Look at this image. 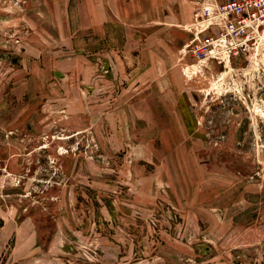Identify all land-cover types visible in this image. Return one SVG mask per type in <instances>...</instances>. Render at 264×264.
<instances>
[{"label":"rangeland","instance_id":"1","mask_svg":"<svg viewBox=\"0 0 264 264\" xmlns=\"http://www.w3.org/2000/svg\"><path fill=\"white\" fill-rule=\"evenodd\" d=\"M226 1L0 0V264H264V24L192 52Z\"/></svg>","mask_w":264,"mask_h":264},{"label":"built area","instance_id":"2","mask_svg":"<svg viewBox=\"0 0 264 264\" xmlns=\"http://www.w3.org/2000/svg\"><path fill=\"white\" fill-rule=\"evenodd\" d=\"M208 6L205 19L195 15L197 25L207 23L193 39L192 52L199 61L225 64L252 49L256 55L258 47L253 48L251 41L264 24V0H228Z\"/></svg>","mask_w":264,"mask_h":264},{"label":"bare ground","instance_id":"3","mask_svg":"<svg viewBox=\"0 0 264 264\" xmlns=\"http://www.w3.org/2000/svg\"><path fill=\"white\" fill-rule=\"evenodd\" d=\"M262 114H263V112H262Z\"/></svg>","mask_w":264,"mask_h":264}]
</instances>
